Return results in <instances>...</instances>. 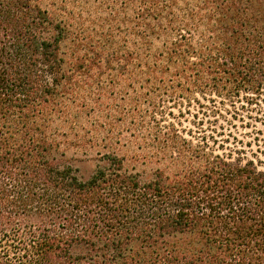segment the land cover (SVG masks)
<instances>
[{"label": "trees", "instance_id": "1", "mask_svg": "<svg viewBox=\"0 0 264 264\" xmlns=\"http://www.w3.org/2000/svg\"><path fill=\"white\" fill-rule=\"evenodd\" d=\"M108 76L155 120L259 119L264 0H0V264H264V170L232 131L156 120L133 166L61 160Z\"/></svg>", "mask_w": 264, "mask_h": 264}, {"label": "rangeland", "instance_id": "2", "mask_svg": "<svg viewBox=\"0 0 264 264\" xmlns=\"http://www.w3.org/2000/svg\"><path fill=\"white\" fill-rule=\"evenodd\" d=\"M111 77H104L102 80L107 88V91H104L106 99L102 101L103 104L94 106L96 113L88 115L85 120L86 126L78 137L74 136V132L68 130V136L63 138V147L59 152V156L63 154V157H60L61 160L72 166L82 179H88L92 176L100 163L101 156L106 152L113 151L123 156L126 155L130 165L133 166V150L137 147L133 144L139 143L138 140L141 138H150L154 134V129H158L156 120H160L162 124L166 125L169 122L175 123L178 128L185 132H189V130L197 132L200 131V128L207 130V132H210L211 129L221 132V128L225 129L226 133L232 131L234 136L252 143V148L246 147V155L248 158L254 159L258 166L264 170V115L257 114L255 111L244 112L242 114L245 116L252 114V116L260 118L255 120L246 117L242 121L233 119L230 114L224 111L222 116L218 115L217 117H213L210 111L205 117L201 111L197 117H194L193 115L197 113L195 102H193L190 113L186 111L188 107H176L173 105L174 102H171L167 104L169 108L164 109L166 118L162 119L161 114H156L155 120L154 112L151 109L153 106L149 107L143 99L138 104L121 101L124 92L119 86L124 84V81L118 80L116 77L114 81L117 84L109 87ZM197 97L201 99V102L208 103L201 96L197 95ZM93 98L96 97L93 96ZM216 100L219 101V98ZM210 104L212 105V103ZM262 105L264 104L262 103ZM221 107L223 108V106ZM262 107L264 109V106ZM225 108L229 107L225 106ZM169 111L173 115H168ZM104 116L105 118H103ZM215 118H217L216 122H214ZM109 124L113 125L115 129L110 137L106 132V129L110 128ZM218 152L222 151L219 150Z\"/></svg>", "mask_w": 264, "mask_h": 264}]
</instances>
